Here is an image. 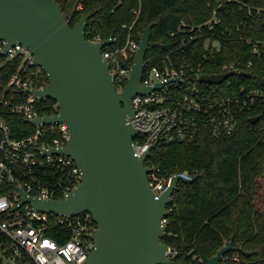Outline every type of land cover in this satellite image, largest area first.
<instances>
[{
    "label": "built area",
    "instance_id": "2783aa9c",
    "mask_svg": "<svg viewBox=\"0 0 264 264\" xmlns=\"http://www.w3.org/2000/svg\"><path fill=\"white\" fill-rule=\"evenodd\" d=\"M226 3L237 4L247 17L264 11V0H219L205 20L196 23L181 20L177 30L171 31L178 39L161 63L151 59L145 63L142 83L154 86L162 82V86L147 93H135L131 98L135 110L131 122L140 130L133 138L137 154L147 155L148 159V152L158 144L193 141L204 133L211 137L232 134L242 114L254 110L260 111L250 115V118L258 116L251 123L262 118L257 128L264 137V89L236 84L232 76L243 71L235 61L221 64L216 73L230 70L236 73L220 83L201 81L200 73L197 80L187 74L189 63L184 52L196 40L204 41L205 56L210 57L222 48L226 38L240 35L252 43L251 52L256 56L248 59L247 67L263 58L264 37L253 39L245 34L242 23L225 24L221 12ZM123 26L130 29L125 42L118 44L119 36L112 35L111 42L102 49L118 90H123L129 79L133 64L129 60L140 41L133 24ZM101 39L100 35L93 38ZM6 44V40L0 39V69L6 68L9 75L6 85L0 88V264H80L95 246L92 235L99 226L92 212L60 215L42 211L31 201H22L19 187L43 198L65 196L81 182L82 172L72 155L58 151L70 137L67 122L30 121L60 111L58 100H50L52 97L48 96L40 99L30 90L48 84L47 72L42 65L33 64V52L28 46L15 42L3 54ZM9 112L25 115L33 128L17 135L6 117ZM148 166L153 189L164 191L173 174L166 177L160 166ZM178 173L185 177L192 175L187 170ZM163 221L167 222V217ZM54 228H59L57 236L51 233Z\"/></svg>",
    "mask_w": 264,
    "mask_h": 264
},
{
    "label": "water",
    "instance_id": "95a60500",
    "mask_svg": "<svg viewBox=\"0 0 264 264\" xmlns=\"http://www.w3.org/2000/svg\"><path fill=\"white\" fill-rule=\"evenodd\" d=\"M93 13L72 25L58 0H0V39L7 41L3 54L15 42L28 46L33 64L42 65L49 78L45 87L30 90L40 99L52 97L60 104L58 113L30 121L67 122L70 137L58 151L72 155L82 172L81 182L65 196L43 198L19 187L22 201L60 215L92 212L99 226L92 235L95 246L80 264H175L170 245L162 240L167 228L163 219L179 182L193 181L197 174L174 173L167 188L155 192L147 155L137 154L133 145L140 130L131 122L135 112L131 98L162 86V82L149 86L141 81L153 23L144 28L129 79L118 90L102 54L110 37L93 40L86 35ZM234 73L201 72L199 79L220 83ZM250 119L256 122L258 116ZM237 249L243 250L232 239L205 263L186 264H227L224 255Z\"/></svg>",
    "mask_w": 264,
    "mask_h": 264
},
{
    "label": "trees",
    "instance_id": "16d2710c",
    "mask_svg": "<svg viewBox=\"0 0 264 264\" xmlns=\"http://www.w3.org/2000/svg\"><path fill=\"white\" fill-rule=\"evenodd\" d=\"M219 0H58L65 16L74 25L84 15L94 12L86 26L88 38L119 36L125 42L133 24L140 40L144 28L153 23L146 65L149 59L161 63L178 37L171 35L182 19L189 23L208 18ZM136 9L138 12H135ZM227 25L242 23L244 33L253 39L264 37V11L249 17L237 4L222 8ZM252 43L240 35L226 38L222 48L210 57L203 40L192 42L184 52L188 60L187 74L197 80L201 72L215 73L224 61H235L243 71L233 75L236 84H248L264 89L263 58L247 67ZM131 57L129 62H133ZM243 73H246L243 74ZM6 68L0 69V88L8 80ZM50 100H54L51 98ZM242 114L237 129L228 135L211 137L204 133L193 141L158 144L151 149L148 165L160 166L166 177L181 172L196 173L190 182L180 181L170 204L167 228L162 240L170 245L175 264L205 263L223 245L233 239L243 250H229L224 255L227 264H264V137L262 130L251 123L250 115ZM17 135L26 134L33 124L21 113L6 114ZM263 117V116H261ZM59 228L51 233L58 234ZM200 258L203 260L201 261Z\"/></svg>",
    "mask_w": 264,
    "mask_h": 264
},
{
    "label": "rangeland",
    "instance_id": "374dc122",
    "mask_svg": "<svg viewBox=\"0 0 264 264\" xmlns=\"http://www.w3.org/2000/svg\"><path fill=\"white\" fill-rule=\"evenodd\" d=\"M78 2V0H74V3L76 4ZM262 181V187H261V191L264 192V175L261 178Z\"/></svg>",
    "mask_w": 264,
    "mask_h": 264
}]
</instances>
